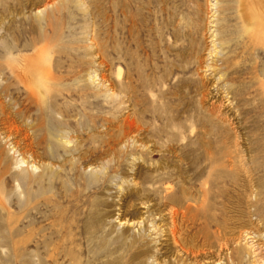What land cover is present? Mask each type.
Masks as SVG:
<instances>
[{
    "label": "rangeland",
    "instance_id": "374dc122",
    "mask_svg": "<svg viewBox=\"0 0 264 264\" xmlns=\"http://www.w3.org/2000/svg\"><path fill=\"white\" fill-rule=\"evenodd\" d=\"M0 264H264V0H0Z\"/></svg>",
    "mask_w": 264,
    "mask_h": 264
},
{
    "label": "bare ground",
    "instance_id": "6f19581e",
    "mask_svg": "<svg viewBox=\"0 0 264 264\" xmlns=\"http://www.w3.org/2000/svg\"><path fill=\"white\" fill-rule=\"evenodd\" d=\"M17 71V70H16ZM20 73H23V72H20ZM175 214V213H174ZM173 230V229H172ZM170 231V230H169ZM173 232V231H172ZM174 237V236H173ZM5 241V240H4ZM2 242H3V240H2ZM186 253V252H185Z\"/></svg>",
    "mask_w": 264,
    "mask_h": 264
}]
</instances>
